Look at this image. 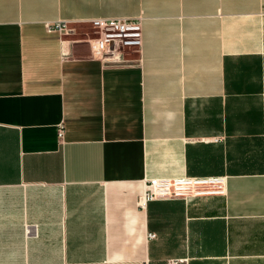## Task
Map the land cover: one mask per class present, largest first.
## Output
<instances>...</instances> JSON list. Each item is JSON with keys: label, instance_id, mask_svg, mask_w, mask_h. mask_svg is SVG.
Returning <instances> with one entry per match:
<instances>
[{"label": "crops", "instance_id": "1", "mask_svg": "<svg viewBox=\"0 0 264 264\" xmlns=\"http://www.w3.org/2000/svg\"><path fill=\"white\" fill-rule=\"evenodd\" d=\"M118 18L126 64L46 30ZM177 177L223 193L139 208ZM168 263L264 264V0H0V264Z\"/></svg>", "mask_w": 264, "mask_h": 264}, {"label": "built area", "instance_id": "2", "mask_svg": "<svg viewBox=\"0 0 264 264\" xmlns=\"http://www.w3.org/2000/svg\"><path fill=\"white\" fill-rule=\"evenodd\" d=\"M92 36L80 40L88 46L92 58L103 64L120 65L129 63V55L139 51L142 40V24L140 19H95L88 22ZM48 33L57 32L60 36L71 35L74 29L66 22H56L46 25ZM61 130L59 137H61ZM222 182L217 180H201L192 177L156 178L150 179L145 185V191L138 198V206L145 207L148 202L156 200L180 199L204 196H218L223 193ZM153 239L154 235L149 234ZM175 264V263H168Z\"/></svg>", "mask_w": 264, "mask_h": 264}, {"label": "rangeland", "instance_id": "3", "mask_svg": "<svg viewBox=\"0 0 264 264\" xmlns=\"http://www.w3.org/2000/svg\"><path fill=\"white\" fill-rule=\"evenodd\" d=\"M89 26V25H88ZM81 27L82 29L81 30H78V31H73L71 33V35H69L67 37V39L69 40V42L71 41H80V40H83V39H87V36L88 37H91L93 34H92V30H91V27ZM80 29V28H79Z\"/></svg>", "mask_w": 264, "mask_h": 264}]
</instances>
